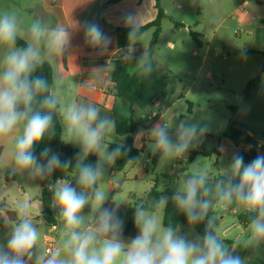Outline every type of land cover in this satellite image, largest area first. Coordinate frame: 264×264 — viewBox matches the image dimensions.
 Wrapping results in <instances>:
<instances>
[{
  "label": "clouds",
  "instance_id": "clouds-1",
  "mask_svg": "<svg viewBox=\"0 0 264 264\" xmlns=\"http://www.w3.org/2000/svg\"><path fill=\"white\" fill-rule=\"evenodd\" d=\"M124 22L129 27V44L123 58L136 60L140 71L148 75L153 66L147 54L135 55L141 25L132 14H127ZM82 27L89 45L103 54L111 38L95 22H85ZM70 42L71 33L64 26L48 27L40 19L26 23L16 11L0 7V139L13 137L10 160L0 173L3 178L7 172L35 181L47 179L59 169L71 171L74 178L63 176L48 185L58 222V242L52 249L38 244L41 231L35 220L39 218L44 224L41 201L25 197L12 208L0 202V218L9 229L6 242L0 243V264H247L218 236L214 210L247 216L246 247L264 245V154L249 163L234 154L214 180L198 157L171 198L163 190L148 204L134 207L137 234L126 240L119 216L124 204L112 196L111 206L106 207L109 192L98 187L125 155L123 143L110 150L115 142L110 141L115 121L102 117L93 102L64 99L61 73L51 78L40 74L44 64L52 65L64 56ZM102 71L98 68L94 74L99 77ZM57 122L61 141L79 146L74 164L48 147L39 156L35 153L46 137L55 135ZM172 129L173 125L165 122L150 130L149 150L160 159L185 158L208 131L207 126L179 121L173 138ZM90 155L97 157L94 164L88 162ZM19 187L16 183L11 186ZM169 199L190 226L205 224L202 236L190 238L179 224L161 221L158 212L167 209ZM85 208L89 209L87 214ZM9 211L15 213L14 219L9 218Z\"/></svg>",
  "mask_w": 264,
  "mask_h": 264
},
{
  "label": "rangeland",
  "instance_id": "rangeland-1",
  "mask_svg": "<svg viewBox=\"0 0 264 264\" xmlns=\"http://www.w3.org/2000/svg\"><path fill=\"white\" fill-rule=\"evenodd\" d=\"M259 4L257 0H162V7L173 21L165 19L162 22L153 57L156 65L174 78L173 92L168 98L157 101L159 104L155 103V118L137 108L130 114L133 120L140 122L132 135L134 146H144V152L133 160L137 163L127 164L121 172L111 167L98 185L100 190L109 192V198L114 196L125 206L148 204L151 201L147 199V194L154 183L160 193L163 190V194L174 192L175 187L187 178L198 157H202L200 165L209 171L214 180L219 171L229 166L234 154L246 152L250 146L245 141L238 146L231 142L230 124L233 122L242 126L256 154H264V57L245 52L250 48V30L255 27L251 18ZM240 6L244 10H240ZM0 7L16 11L26 23L40 19L49 26L51 21L41 0H0ZM191 33L199 35L196 39L200 46ZM150 38L151 31H148L141 36L137 45L148 46ZM258 75H261L260 82L247 92V82ZM187 103L192 105L190 112ZM232 107L235 108L234 112ZM179 121L208 128L199 145L190 149L186 157L191 151L210 150L217 145L220 154L209 157L196 155L190 163L184 162L186 157L159 158L154 166L153 154L149 150L151 141L145 142L146 135L150 138V130L156 123L168 122L173 125L170 135L174 138V126ZM112 140L119 144L122 138L113 133L110 137ZM52 151L58 153L57 150ZM179 166L182 169H178ZM111 170L114 176H111ZM124 176H127L126 179ZM22 179L28 180L26 177ZM110 180L114 184L120 182L121 188L117 190L109 184ZM44 182L52 200L53 193L47 188L51 184L49 178ZM33 183L34 191L39 193L42 189L40 180ZM49 211L56 221L57 210L52 208ZM84 211L87 214L89 209L85 208ZM8 215L14 218L15 213ZM214 215L217 217V234L226 245L235 248L233 254L246 259L247 264H264V245L258 249L246 247L248 227L238 221V217L243 214L233 215L216 209ZM158 216L162 221L163 211L158 212ZM41 217L46 219L45 214ZM44 219V224L35 220L41 231L38 244L45 248L44 236L48 235L53 237L56 246L58 222L53 229ZM181 228L190 238L196 234L189 224ZM8 230L0 218V243L6 242Z\"/></svg>",
  "mask_w": 264,
  "mask_h": 264
},
{
  "label": "crops",
  "instance_id": "crops-1",
  "mask_svg": "<svg viewBox=\"0 0 264 264\" xmlns=\"http://www.w3.org/2000/svg\"><path fill=\"white\" fill-rule=\"evenodd\" d=\"M41 1L51 20L48 27L62 25L71 33L69 49L64 56L58 58L57 61L51 65L53 74L59 72L64 76V88L62 91L64 99L71 100L75 97L79 101L93 102L100 109L102 117L108 116L114 119L115 113L131 117L130 114L135 108L130 107L127 101L116 96L113 84L110 81V73L117 61H122L124 63V67L129 74L134 73L138 69V65L136 60L127 61L123 58L124 51H120L117 48L114 30L118 27H128L124 22V17L127 14L136 15L140 25L154 20L156 16L154 1L120 0L116 3H111V0ZM257 2L260 4L257 5L258 9L251 18L254 21L253 23H255V27H252L250 30L251 36H249L248 42L250 48L245 50L246 53H249L250 50L258 49L264 44V25L259 23L264 19V0H257ZM163 9L168 15L165 8ZM240 10H244V7L240 6ZM85 22L97 23L103 32L111 38V44L103 54H100L97 49L91 47L87 42L82 27ZM140 38L141 36L134 43V47L136 48L135 55L137 58L141 54H145L147 49V45L142 47L137 45ZM98 68L103 69L99 77L94 74ZM156 104H159V102ZM149 117L151 116L149 115ZM146 136L145 142H150L151 139L148 135ZM12 142L13 137L0 139V168L10 160V146ZM64 144L79 150L78 145L71 143ZM114 166L115 164L112 168H114ZM143 174H145V171ZM111 176H114L113 170H111ZM124 177V179H126L127 176ZM33 182L34 181L31 180H23L22 177L19 176H9L7 172H5L3 178L2 173H0V202L7 203L10 208L14 207L17 201H21L25 197L33 201L42 202V190L39 193L34 191L35 185ZM13 183H16L20 187L11 188ZM109 184L114 185L117 190L121 188L120 182L114 184L113 181L110 180ZM49 210L52 211V207H50ZM43 211L44 204L42 202L41 215L44 214ZM11 212L12 211H9V213ZM8 216L14 219L12 216ZM36 220L40 219L37 218ZM49 225H51L53 229L56 228V225Z\"/></svg>",
  "mask_w": 264,
  "mask_h": 264
},
{
  "label": "trees",
  "instance_id": "trees-1",
  "mask_svg": "<svg viewBox=\"0 0 264 264\" xmlns=\"http://www.w3.org/2000/svg\"><path fill=\"white\" fill-rule=\"evenodd\" d=\"M120 0H111V3L119 2ZM154 1V8L156 10V16L154 20L141 25L139 28L138 38L142 36L145 32L151 31V38L149 40L147 49L145 54H147L149 58V62L153 66V70L150 74L144 75L140 69L138 68L134 73L129 74L122 61H117L113 70L110 73V81L113 84V89L117 97L124 99L128 102L130 107L137 108L143 113H148L152 118H155V113L153 112V108L157 101L163 100L164 98H168L173 92L174 86V78L164 69L158 67L154 61V51L155 45L158 41L159 35L161 33V24L164 19H169L173 21L169 15H167L162 7V0H153ZM259 23L264 25V19L261 20ZM129 27H118L114 30V34L117 40V48L120 51H124L129 44L127 39ZM192 37L197 40L196 38L199 36L197 33H191ZM18 43L23 44V41H19ZM197 45L200 46V42L197 40ZM249 53L260 54L264 57V44L260 46L258 49L250 50ZM264 73V71H263ZM42 75L51 78L53 75L51 65L44 64L41 73ZM261 75H258L251 80H249L246 84V91L248 92L249 89L255 86L257 83L260 82ZM248 94V93H247ZM246 94V98L248 95ZM166 105V108L169 105ZM188 104V112L191 111L192 105L191 103ZM232 111H235V108H231ZM159 116V115H158ZM157 116V117H158ZM59 119V118H57ZM115 121V130L114 133L122 138L120 143H123L125 155L119 158L115 163V170L122 171L125 166L128 164L129 160H135L140 157L141 154L144 152V147L136 148L133 143L132 135L137 131L138 127L140 126V122L134 121L131 117H126L120 114H114ZM239 128V129H238ZM231 134L229 136L231 142L238 146L242 141L248 143L250 146L246 152L240 153L243 156L245 163H249L253 160L257 154L254 148L250 144V139L243 131L242 126L238 123H231L230 124ZM60 125L56 123V133L51 138L46 137L35 149V153L39 156L40 152L45 148L48 147L51 150H57L62 160H72L73 164L75 163V158L79 152V150L69 147L68 145L64 144V142L60 139ZM119 143V144H120ZM117 144L112 143L110 145V150L115 148ZM219 146H215L213 149L210 150H202V151H191L189 156L187 157V163H190L194 156L202 155L205 157H209L213 154L219 155ZM97 160L95 155H90L88 157V162L95 163ZM159 156L153 155L152 156V163L155 166L158 163ZM73 180L74 178L71 175V171L63 173L61 170H56L53 174L49 177L50 183L54 184L56 179L63 178ZM41 192V200L44 204V211L43 213L46 215V222L48 224L56 225V221L53 219L50 211L49 206L52 204V200L47 194L46 186L42 187ZM161 193L158 192L156 183L153 184L150 191L147 194V199L152 201L154 198L158 197ZM169 198H171L173 192H166ZM106 207L111 206V198H109L108 202L105 204ZM134 206H125L122 205L119 216L124 222V238L127 240L129 238L134 237L137 234V230L135 228L133 214H134ZM170 221H173L176 224H179L181 227L186 226L187 220L186 218L178 213L175 209L171 199H169L167 209L163 210V219L162 222L167 225ZM238 221H240L243 225H248V218L245 215H241L238 217ZM196 234L203 235L205 224L201 223L198 225L193 226Z\"/></svg>",
  "mask_w": 264,
  "mask_h": 264
},
{
  "label": "built area",
  "instance_id": "built-area-1",
  "mask_svg": "<svg viewBox=\"0 0 264 264\" xmlns=\"http://www.w3.org/2000/svg\"><path fill=\"white\" fill-rule=\"evenodd\" d=\"M147 161H149V160H147ZM184 162L185 163L187 162V157L185 158ZM179 163H181V162H179ZM178 169H182V167L179 166ZM47 188L49 190V187L48 186H47ZM44 241L46 242L45 248L52 249V248L55 247L52 236L45 235L44 236Z\"/></svg>",
  "mask_w": 264,
  "mask_h": 264
},
{
  "label": "water",
  "instance_id": "water-1",
  "mask_svg": "<svg viewBox=\"0 0 264 264\" xmlns=\"http://www.w3.org/2000/svg\"><path fill=\"white\" fill-rule=\"evenodd\" d=\"M44 181H45V179L40 180V186H41V187H44V185H45V182H44Z\"/></svg>",
  "mask_w": 264,
  "mask_h": 264
}]
</instances>
